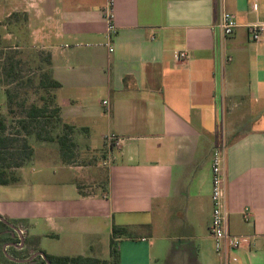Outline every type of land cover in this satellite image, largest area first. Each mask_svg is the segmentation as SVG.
<instances>
[{"label":"crops","instance_id":"1","mask_svg":"<svg viewBox=\"0 0 264 264\" xmlns=\"http://www.w3.org/2000/svg\"><path fill=\"white\" fill-rule=\"evenodd\" d=\"M106 7L0 0L2 19L20 18L9 27L23 49L50 55L72 141L97 120L121 139L103 143L96 166L85 138L93 157L79 166L39 142L31 161L42 158L43 170L25 181L21 167L18 183L0 186V216L27 221L23 234L42 251L43 240L75 232L95 239L92 249L114 224L132 237L119 240V264H224L209 234L211 150L223 145L229 231L251 237L228 264H264V33L254 42L247 32L264 24V0H112L111 53ZM223 11L237 23L230 37L217 28Z\"/></svg>","mask_w":264,"mask_h":264},{"label":"trees","instance_id":"2","mask_svg":"<svg viewBox=\"0 0 264 264\" xmlns=\"http://www.w3.org/2000/svg\"><path fill=\"white\" fill-rule=\"evenodd\" d=\"M37 56L39 74L35 88L41 91V95L36 103L27 106L17 96L20 88L32 84L29 79L22 80L21 62L10 58L2 67V82L5 85L4 92L6 96L4 111L13 120L8 122L0 108V186L18 183L19 179L14 170L21 168L27 161H30L34 153L28 140L31 136L36 142L56 144L64 162L73 163L75 159L74 149L76 145L71 138L75 128L65 124L61 119V111L55 95L61 85L52 79L50 55L39 52ZM12 84H14L16 92L6 88V86ZM1 219L4 221H0V242L10 244L11 246L8 248L12 252L10 256L7 253L4 255L3 252L2 256L15 259L24 258L19 257V254L16 253L15 246L20 244V240L13 235L12 227L17 229L25 227L27 229V221L2 217ZM130 237L126 228L112 224L109 241L110 257L108 260H100L84 255L48 254L37 247V238H32V243L28 245L26 241L29 240L30 242V238L24 236L23 244H26L27 248L32 247V250L41 252L48 264H119V240ZM9 260H7L8 263L14 264ZM40 262L41 264H47L42 258H40Z\"/></svg>","mask_w":264,"mask_h":264},{"label":"rangeland","instance_id":"3","mask_svg":"<svg viewBox=\"0 0 264 264\" xmlns=\"http://www.w3.org/2000/svg\"><path fill=\"white\" fill-rule=\"evenodd\" d=\"M20 20L19 16H10L8 18L2 19V16L0 15V108L3 111L4 115L6 116V119L8 122L12 121L13 119L9 117L5 110V103H6V96H5V85L2 82V67L4 64L10 60V58L14 60H19L21 62L20 67L22 68L21 77L23 81H26L27 79L32 81V84L29 86H24L19 89L18 92V99L23 100L24 105H30L32 103H36L38 101L39 96L41 95V91H38L35 86L37 83V77L39 74V71L37 69L38 66V56L37 54L40 51L34 50V49H23L21 45V41H19L18 38V31H16L15 28L11 29L9 25L14 21L15 23H18ZM10 34V36H8ZM10 91L16 92L14 84L10 86H6ZM65 95V94H64ZM66 96V95H65ZM101 114H104V111L100 110ZM78 125L81 127L91 125V121L88 120H82L79 119ZM92 126V125H91ZM102 134L107 135V125L105 121L97 120L89 130L88 137L87 135H84V138L88 143L91 144L93 148H98L95 150L96 158L90 155V152H88L87 148L89 145L85 143L84 138H79L76 142V158L74 159L73 166H79L82 164H86L88 161H92L93 166H96L97 162H100L102 158L105 156L103 155V147H105L104 139L102 137ZM83 136V135H80ZM29 143L31 144L32 148L39 147V142H36L35 139L31 136L28 138ZM34 155V154H33ZM33 157V156H32ZM89 157H93L90 160ZM95 158V159H94ZM93 159V160H92ZM27 161L23 166V170L25 171V176L20 178H24L30 180L31 176L36 173L43 170L45 163L42 161V158L38 159L34 156L33 161ZM95 162V163H94ZM48 163L50 161L48 160ZM50 167V166H48ZM47 167V168H48ZM56 167V166H53ZM50 172L51 169H48ZM15 172V170H14ZM93 189L90 191L92 192ZM21 228V227H20ZM22 229V228H21ZM29 239V238H28ZM27 239V240H28ZM109 241H110V233L106 230H104L100 235V242H98L97 246L92 249H90V246L93 245L95 242H97L95 239L88 237V236H82L80 232L78 233H68L65 235H61L60 239H56L53 237H49L42 241L41 248H43V251H45L48 254H56V255H67V256H77V255H84V256H90L94 258H98L100 260H108L109 259ZM75 243V249L70 248L71 243ZM32 243V240L30 239V242L26 241V244L30 245ZM24 244L22 248L15 247L16 253L19 254V257H24V259H28L29 255L33 252L32 247L27 248V245ZM4 243L0 242V264H10L7 260L9 258L3 257V247ZM96 245V244H95ZM163 250V245L159 241H154V255L158 256L159 251ZM5 252L7 255L10 256L11 249L6 248ZM5 255V254H4ZM10 261V260H9ZM12 262V261H11ZM15 264V262H12ZM21 264V263H20Z\"/></svg>","mask_w":264,"mask_h":264},{"label":"built area","instance_id":"4","mask_svg":"<svg viewBox=\"0 0 264 264\" xmlns=\"http://www.w3.org/2000/svg\"><path fill=\"white\" fill-rule=\"evenodd\" d=\"M112 0H107V7L104 12V19L107 30V42L105 46L111 53L113 51L110 44V37L115 33L113 25V16L111 14ZM237 27L234 17L223 11L217 22V28L223 37H230ZM247 32L252 41L257 42L264 33V24H254L247 28ZM185 57V53H178L177 59ZM103 102V105H106ZM104 143L109 147L119 146L121 139L113 134L103 137ZM225 147L220 145L211 150V202L212 213L209 225V234L213 240L214 248L218 253L223 255L224 264H228L231 260L236 262L234 256L229 254L236 252L245 245H249L251 237L248 235H233L229 231V213L226 204V176H225ZM243 218L248 219V211L244 209Z\"/></svg>","mask_w":264,"mask_h":264},{"label":"flooded vegetation","instance_id":"5","mask_svg":"<svg viewBox=\"0 0 264 264\" xmlns=\"http://www.w3.org/2000/svg\"><path fill=\"white\" fill-rule=\"evenodd\" d=\"M0 218H1V216H0ZM3 218V217H2ZM1 221V220H0ZM14 228L15 227H12V230H13V235L15 236V237H17L19 240H20V244L18 245H16L15 247H20V248H22L23 246H24V244H21V239H20V237H19V235H18V233L14 230ZM19 230V232L21 233V235H22V237H23V243H24V234H23V231H22V229L21 228H19L18 229ZM11 245L10 244H6V245H4V247H5V250H6V248H8V247H10ZM3 247V248H4ZM33 252L29 255V257H27L28 259H24V258H22V259H19V258H17V259H15V258H9L8 256V258L10 259V261H12V262H15V264H41V262H40V256L37 254L38 252L37 251H35V250H32ZM4 252V251H3ZM4 253H6V252H4ZM22 261H25V262H22Z\"/></svg>","mask_w":264,"mask_h":264},{"label":"water","instance_id":"6","mask_svg":"<svg viewBox=\"0 0 264 264\" xmlns=\"http://www.w3.org/2000/svg\"><path fill=\"white\" fill-rule=\"evenodd\" d=\"M1 221H4L3 219L0 218ZM14 230L18 233L20 239H21V244H23V237L21 235V233L19 232V230L17 228H14ZM3 251L5 252V247L3 248ZM42 259H44L46 261V263L48 264V261L44 258L43 254L41 252L37 253ZM6 255V253H5ZM25 262V261H22Z\"/></svg>","mask_w":264,"mask_h":264}]
</instances>
